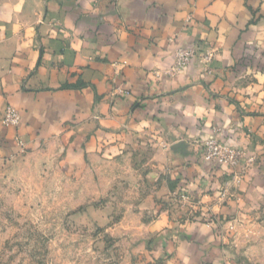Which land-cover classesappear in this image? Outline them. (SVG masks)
<instances>
[{"label":"crops","instance_id":"obj_1","mask_svg":"<svg viewBox=\"0 0 264 264\" xmlns=\"http://www.w3.org/2000/svg\"><path fill=\"white\" fill-rule=\"evenodd\" d=\"M181 48L197 55L179 68ZM214 133L264 149V0H0V162L51 145L71 171L142 178L149 226L188 230L174 258L201 264L217 215L264 208V156L220 187Z\"/></svg>","mask_w":264,"mask_h":264},{"label":"rangeland","instance_id":"obj_2","mask_svg":"<svg viewBox=\"0 0 264 264\" xmlns=\"http://www.w3.org/2000/svg\"><path fill=\"white\" fill-rule=\"evenodd\" d=\"M218 134L206 140H217V152L208 159L204 141L201 156L221 172L220 187L240 190L264 149L232 144ZM59 153L45 145L0 162V264H180L175 249L181 235H191L178 226L170 238L168 228L149 226L155 212L140 207L149 190L142 178L123 177L114 164L71 171ZM172 199L194 202L187 193ZM221 215L215 241L200 244L211 255L199 262L264 264V208Z\"/></svg>","mask_w":264,"mask_h":264},{"label":"built area","instance_id":"obj_3","mask_svg":"<svg viewBox=\"0 0 264 264\" xmlns=\"http://www.w3.org/2000/svg\"><path fill=\"white\" fill-rule=\"evenodd\" d=\"M197 55V50L196 48H190V49H179L177 52V67L181 68L185 65H187L191 59ZM215 57V52L214 51H208L206 54H204V59L207 63L211 62L213 58ZM3 123L10 125H17L20 122V113L19 111L14 108L13 106H8L3 114ZM216 139H211L208 140L204 143L205 148L208 151L207 158L211 159L213 156V153L217 152V145H216ZM230 157L234 158L235 153L232 152V150H229Z\"/></svg>","mask_w":264,"mask_h":264}]
</instances>
